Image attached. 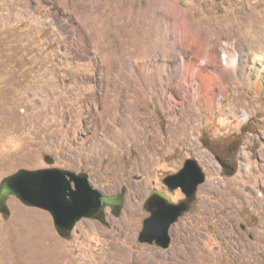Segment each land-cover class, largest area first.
<instances>
[{
  "label": "rangeland",
  "instance_id": "rangeland-1",
  "mask_svg": "<svg viewBox=\"0 0 264 264\" xmlns=\"http://www.w3.org/2000/svg\"><path fill=\"white\" fill-rule=\"evenodd\" d=\"M172 22L176 38L164 41ZM211 51L214 62L206 59ZM100 56L112 58L114 78L119 66L132 90L123 57L157 61L163 85L155 77L145 96L127 97L140 115L137 133L111 118L95 126L105 91ZM222 70L224 92L211 83ZM186 73L193 78L187 92L180 88ZM197 75L213 88L208 100ZM114 98L123 103L115 102L117 119L126 103ZM225 151L229 175L217 158ZM189 158L205 178L171 224L168 247L140 242L145 199L153 190L182 198L163 179ZM46 167L85 172L103 194L124 189L121 209L114 215L106 207V223L80 218L64 237L48 211L8 196L0 264H264V0H0V181L20 168Z\"/></svg>",
  "mask_w": 264,
  "mask_h": 264
},
{
  "label": "water",
  "instance_id": "water-1",
  "mask_svg": "<svg viewBox=\"0 0 264 264\" xmlns=\"http://www.w3.org/2000/svg\"><path fill=\"white\" fill-rule=\"evenodd\" d=\"M48 163L52 159H47ZM229 175L233 169H224ZM205 178L202 167L195 159H186L175 173L164 177L168 190L177 188L183 197L174 202L161 191L149 194V215L141 222L138 240L166 248L170 243L169 228L187 212L196 197L198 185ZM124 189L116 195L103 194L89 183L88 174L76 173L57 167L37 169L20 168L0 181V213L10 214L8 196H15L26 205L46 210L52 217L57 232L67 237L76 222L83 217L96 218L103 223L104 209L117 215L124 201Z\"/></svg>",
  "mask_w": 264,
  "mask_h": 264
},
{
  "label": "bare ground",
  "instance_id": "bare-ground-1",
  "mask_svg": "<svg viewBox=\"0 0 264 264\" xmlns=\"http://www.w3.org/2000/svg\"><path fill=\"white\" fill-rule=\"evenodd\" d=\"M172 24H173V22L172 23H167V25H166V33L163 36L164 41L167 40L169 37H171L173 40H175V38H176L174 25H172ZM179 26H180V30H179L180 32L179 33H180V41H181L180 42V47L182 49V51L180 52V56H181L180 58H181V62L183 64L184 70L187 71L188 69H191L193 67V65L191 63H189V61L187 60L188 56L186 57L187 50H188V48H190V47H186V44L190 45L189 42L186 43L187 36H188L187 33H189V31H187L188 28L186 29L184 23L180 24ZM171 29H173V32H171ZM194 37H195V40L199 43V41L201 40V37H200L198 32L195 34ZM164 45L165 44H163V46ZM122 46H123V44H122ZM96 51H97V49H96ZM117 53H119V54H116V55L120 56L122 54V51L120 52V50H119ZM206 55H207L206 59L208 61L214 62L215 53L213 51L207 52ZM100 57H101L102 65H103V69L101 70L102 71L101 76H102V78L105 79L103 84H102V81L100 83H101V85H103L105 91H104V95L102 97V106H101V108L98 107V102H97V99H96L97 98V94L94 93V105H95V108L96 107L99 108L98 112H96V125L95 126L98 127L100 125V122H101V124H103V121H101V118L105 117V118H108V119L111 118V122H113V124L116 125V126H118L119 122H120L125 127L131 126L134 132H136V133L139 132V127L141 125V124H139L140 115L135 111V109L133 107H131V106H129L127 104V102H126L127 101V97H129V94H131L133 92H138V91L141 92V95L145 96L146 89H148V88H150L152 86L153 82H155L154 81L155 77H158L160 79V84L163 85L162 84V82H163L162 74H160L159 72L156 71V62L157 61L151 62L148 59H144V61L132 60L130 57H123V62H124L125 68L128 69V71L130 72V75L132 76V78H130V80L132 81L133 87H134V89L132 90L131 89L132 87L128 83L129 79L125 75L124 71L122 69H120L119 66H118V69L116 71V73L118 74L119 78L118 79L114 78V76L112 74L113 71L110 70L112 62H113L112 58L110 56H104V57L100 56ZM141 64H143L145 66L151 65L153 67V71L150 74H146L144 69L141 67ZM160 64H161V66H163V69H162L163 72L170 73V67H169L170 65H169L168 61L166 60V58H164L161 61ZM115 65H116V63L114 64V67H115ZM104 67H105V69H104ZM221 73H222V75L220 77L219 76L212 77L211 78V80H212L211 83H213V84L215 83L217 85V87L219 88V90L221 92H224V88H225L224 87V80L226 78V74H224L225 73L224 70H222ZM105 74L110 75V78L109 79L107 77L105 78V76H104ZM184 76H185V78L181 79L180 88L185 90L186 92L190 91V90H193V87H192L193 86V84H192V79L193 78L191 76H189L187 73ZM197 77L201 78L202 86H203V88H202L203 91L202 92L204 93L203 95H205V97L208 100L209 99L208 95L210 93H213V88L208 86L207 79H206L205 76L197 75ZM117 82L119 84H117ZM100 83L98 85L99 88H100ZM169 89H171V88H169ZM157 90L159 92L158 94H160L161 93V88H158ZM110 92H112L113 95H111ZM172 93H173V91L171 90V93L169 95V99L174 101V99H173L174 97H173ZM114 95L122 97L124 99L125 103H126L124 106H122L121 109L123 111H120L117 119H116V116L112 112V111H114V108H115V105H116L115 102L119 101V102H121V105H123V103H122L121 98L119 100H115L114 101V99H115ZM107 96L108 97L110 96L112 98V100H110V103L108 102V99H107L108 97ZM192 98L194 100L196 99L195 96H192ZM119 107H121V106L119 105ZM114 112H116V111H114ZM109 113H110V115H109ZM127 113L132 114L133 118L135 119V123L130 122V120L127 118L128 117ZM111 116H113V117H111ZM109 124L110 125L105 127L106 132H109V131L112 130V124L111 123H109Z\"/></svg>",
  "mask_w": 264,
  "mask_h": 264
},
{
  "label": "flooded vegetation",
  "instance_id": "flooded-vegetation-1",
  "mask_svg": "<svg viewBox=\"0 0 264 264\" xmlns=\"http://www.w3.org/2000/svg\"><path fill=\"white\" fill-rule=\"evenodd\" d=\"M218 160L220 161V163L222 164V166L224 167V169H229L231 167V153L230 152H223L222 154H218L217 155ZM144 209L147 211L150 209V204H149V199L146 198L144 201ZM110 209V208H109Z\"/></svg>",
  "mask_w": 264,
  "mask_h": 264
}]
</instances>
